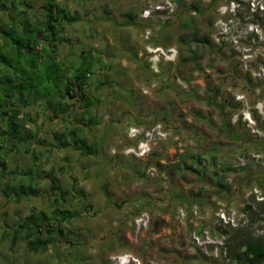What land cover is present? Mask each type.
<instances>
[{
    "label": "crops",
    "instance_id": "0c3cea01",
    "mask_svg": "<svg viewBox=\"0 0 264 264\" xmlns=\"http://www.w3.org/2000/svg\"><path fill=\"white\" fill-rule=\"evenodd\" d=\"M60 2L72 13H79V21L69 28H76L86 21L87 28L94 29L99 37L101 32L95 28L101 31L104 26L116 27L114 33L111 31L112 33L105 34L109 43L106 41L103 49L89 44L77 52L69 50L73 54L71 59L67 58L66 53L59 55V60H65L67 67L76 68L80 65L84 49L92 50L93 58L97 61L90 84L96 81L97 84L106 81L107 86L118 83L105 78L94 80L95 68L100 65L110 68V61L116 69H128L129 65L126 67L124 60L133 58L131 70L138 68L144 72L145 63L141 55L143 44L138 40L136 31V28L142 26L136 9L143 0ZM130 13L136 16L133 23L127 16ZM98 18L99 21L95 24L93 21L96 22ZM195 23L185 11L180 10L173 27L166 28L160 35L162 44L171 38L180 37V43L177 38L178 44L184 43L182 46L187 53H192L195 49L192 47L194 42L191 41V36L184 40L181 37L189 35L193 29L198 30L200 35H207L201 33ZM127 33L130 34L129 38L120 42V38ZM83 35L88 36L86 32ZM64 36L68 37L65 32ZM131 51L138 52L137 57H130ZM186 62H190L192 68H196L198 64V61L194 63L189 59ZM126 74L128 76L129 71ZM197 81L189 79L182 82L183 85L188 82L189 89L187 86L179 87L178 81L167 75L159 78L157 89L149 88L151 79L148 77L141 78L140 82L132 81L128 90L135 95V102L130 108L129 116L136 118L143 103L147 105L156 101L157 115L161 116L160 120L166 128L171 126L169 129L173 133L167 141L156 144L151 155L138 159L123 154V145L127 144V147L137 143V140L129 139L124 132L125 136L118 132L121 136L117 135L113 149L109 147L107 151L99 142L94 144L87 139L89 144L96 146L97 156L80 154L89 160L83 165L81 180L77 176H71V186L75 185V207L80 211H89L83 217H94L93 226L87 223L82 226L78 234L79 241L77 239L76 242L79 247L84 246V250L87 246H94L92 256L84 255L90 264H110L114 257L125 255L136 257L143 264H230L228 261L205 256L198 249H191L189 242L194 231L203 230H209L215 237L227 238L228 246L231 236V243L243 240L242 236L235 234L236 229L226 230L215 226L214 199L234 206L243 194L246 174L236 169V166L238 160L244 157L247 148L246 132L243 124L232 119L235 114L230 112L227 104L229 100L223 98L220 99L223 102H218L219 92L216 91H209L206 97L201 96L202 94L198 91L196 93L192 88ZM142 89L149 90L148 94H143ZM115 91L118 92L116 89ZM210 98L217 107L208 104L207 100ZM94 111L96 114L97 104ZM63 161L61 168L64 171L61 173L68 175L70 162L68 158H63ZM151 169L157 171L155 177L147 174ZM234 178L236 183L232 186L231 181ZM224 180L225 186L222 185ZM195 208L198 218L191 213ZM179 209L188 213L185 220L177 217ZM145 212L150 216L149 225L137 230L134 219Z\"/></svg>",
    "mask_w": 264,
    "mask_h": 264
},
{
    "label": "rangeland",
    "instance_id": "374dc122",
    "mask_svg": "<svg viewBox=\"0 0 264 264\" xmlns=\"http://www.w3.org/2000/svg\"><path fill=\"white\" fill-rule=\"evenodd\" d=\"M29 1L33 6H38L36 3L38 0ZM145 1L143 0L136 9L142 24V26L136 28V31L138 40L143 44V53L141 55L145 63L143 67L145 70L144 72L138 68L131 70L134 64L133 58L124 60V64L126 67L129 65L130 69L119 67L116 69L115 66H112V61H110V68H103L101 65L95 68V81L105 78L108 81L118 83L104 86L101 90L97 88V81L89 85L88 91L94 96V98H90V102H95L94 108H96L97 103L96 115L100 124L93 129L83 128L80 131L81 135L86 137L90 143L98 144L99 142L100 146L107 151L109 147L113 149L117 135L121 136L118 132H124L128 137L130 127L150 128L158 123L163 124L160 120L161 116L157 115L158 103L156 101H152L147 105L143 103L139 114L135 116L136 118L129 116L131 115L130 108L135 102V95L133 96V93L129 92L128 88L131 87V83L134 80L135 82H140L141 78L145 79V77H148L151 79V87L149 88L152 89L159 87V78L163 75L174 77L178 81L179 87L186 88L187 86V89L190 87L189 83L185 82L186 85H183L182 82L189 79L198 80L192 86L193 91L196 93L198 91L203 97H206L209 91L219 92L217 93L218 95L215 94L218 96V102H223L220 100L223 98L229 100L227 104L230 112L235 114L234 117L238 115L236 123L243 124L246 132L247 148L244 157L238 160L236 166V169L245 172L246 185L242 196L236 200L234 206L240 208L244 206V209L251 207V211L245 212L247 223L236 228L235 234L241 235L243 231H246L250 239L264 237V202L258 201L254 193L255 190H259L264 195V169L262 167H253L249 163L253 160L254 155L261 154L264 156V150L256 145L264 143V138L255 137L250 133L242 117V114L249 113L257 123V128L264 132V0H185L183 4L177 1V9L173 18L163 24L160 31L152 30L149 38H147L146 33L153 26L140 18V12L145 8ZM194 2H199L202 9H194L192 5ZM179 5L183 6V8ZM180 10L185 11L187 15L196 21L195 24L201 33L210 36V41L206 45L199 46L193 43L192 47L195 49L193 52L198 53L196 68H192V64L186 62L191 53H187V50L182 46L184 43L178 44L177 38L179 40L180 37L171 38L165 44H162V39L160 38L163 30L173 27ZM98 21L99 18L96 22H93L96 24ZM87 27L86 21L76 26V28L68 27L65 34L70 42L59 46V55L69 54V50L80 51L81 48H85L89 44L97 45L103 49L106 46L105 43L109 41L105 34L114 33L116 29V27L113 28L112 26H104L101 31L95 28L101 32V36L97 37V32ZM84 32L88 36H84ZM129 35V33L123 35V38H120V42L129 38ZM110 53L113 52L110 51ZM129 55L130 57H137L138 52L131 51ZM127 71H129L128 76L126 74ZM153 85L154 87H152ZM146 87L147 85H145ZM146 89H142L141 92L145 94V91H149ZM91 113L95 114V111L91 110ZM25 114H28L32 121L26 124L27 127L37 130L38 137L36 140L40 141H37L33 147H35V152L39 159L35 162L31 156H25V154L15 150L7 160L9 169L12 170L18 167L22 170H28L37 164L42 172L54 170L55 175L66 187L71 186V176H77L81 180L83 177V165L89 159L81 157L77 151L59 150L51 147L53 142L52 133L56 130V126L55 123L48 120L40 106L36 105L27 108ZM125 145L122 146L123 154L126 148L135 146L125 147ZM63 158H68L70 162L69 169L67 168L68 175H63L60 171L64 163ZM241 160L246 163L245 166L239 165ZM235 181V178L232 179V186L235 185ZM10 183V178L7 175L0 180V264H90L86 261L87 258L84 255L92 256L94 246H87L84 250V246L74 245L73 247L69 245V243L76 244L77 239L79 241L78 234L85 223L93 226L94 217L90 216L75 219L71 223L69 228L76 234L77 238L72 235L67 236L65 246L61 245L58 250L57 247H51L45 254H34L29 252L24 244L18 245L14 251L10 250L8 242L1 238L5 225H13L18 218L27 216L33 206L37 209H48L47 200L42 198H31L18 204L5 199L1 191ZM228 229L235 228H226V230ZM249 238L246 237L245 241ZM225 241L228 249V262L230 264H243L236 261L229 254L227 238ZM231 241L232 236L229 241L230 247H235L237 243H231ZM65 247L70 248L66 253L63 252ZM118 262V260H111L110 264H119ZM130 264L133 263L130 261Z\"/></svg>",
    "mask_w": 264,
    "mask_h": 264
},
{
    "label": "trees",
    "instance_id": "16d2710c",
    "mask_svg": "<svg viewBox=\"0 0 264 264\" xmlns=\"http://www.w3.org/2000/svg\"><path fill=\"white\" fill-rule=\"evenodd\" d=\"M60 1L38 0L35 7L29 0H0V180L7 175L11 181L1 193L17 204L31 198L48 202L47 210L33 206L27 216L18 218L13 225H5L1 238L8 242L11 251L20 244L34 254H45L51 247L58 250L61 245L65 246L67 236L76 237L69 228L71 223L89 213L75 207V185L64 186L54 170L42 172L37 164L28 170L18 167L10 170L7 165L8 157L15 150L31 156L35 162L39 159L33 147L40 141L36 140L37 130L27 127L32 121L25 114L27 108L36 105L55 123L51 147L97 156L96 146L89 144L80 133L83 127L92 129L100 124L97 115L91 113L95 102H90L93 95L88 91L97 61L92 50L84 49L76 68L67 67L65 60H59V45L70 42L64 36L66 28L80 19L78 12L72 13ZM177 1L184 3V0ZM192 5L196 10L201 7L199 2ZM127 16L132 23L135 21L132 13ZM189 36L197 44L210 41L209 35H200L196 29L183 35L181 40ZM72 55L67 54V58L71 59ZM188 59L196 63L198 53H191ZM104 86L106 81L100 82L97 88ZM207 101L217 107L212 98ZM168 126L167 129L171 127ZM256 145L264 150V143ZM60 171L64 170L60 168ZM222 183L225 186V180ZM245 209L251 211V207ZM240 236L243 241L235 247L229 246V254L243 264H264V237L250 239L246 231ZM69 250L65 247L63 252Z\"/></svg>",
    "mask_w": 264,
    "mask_h": 264
},
{
    "label": "built area",
    "instance_id": "2783aa9c",
    "mask_svg": "<svg viewBox=\"0 0 264 264\" xmlns=\"http://www.w3.org/2000/svg\"><path fill=\"white\" fill-rule=\"evenodd\" d=\"M185 1V0H184ZM191 1V0H186ZM147 4V5H146ZM177 9V0H146L145 8L140 12V18L153 26L147 30V38L151 36L152 30L160 31L163 24L169 22L175 15ZM154 87V85L152 86ZM148 92L145 91V94ZM244 122L247 124V128L255 137L261 139L264 138V132L257 128V123L253 120L249 113L242 114ZM234 120H238V115L234 117ZM173 136L171 130L167 129L163 124L158 123L150 128L144 127H130L128 130V137L133 140H138L137 145L126 148L124 154L141 159L152 154L154 146L160 142L167 141ZM253 167H262L264 169V156L257 154L253 156V160L250 161ZM241 166H245L246 163L241 160ZM147 174L150 177H155L157 171L155 169L148 170ZM256 199L260 202H264V195L261 191L255 190ZM216 205L215 209V226L217 228H239L247 223L244 206L242 208L236 206L225 205L218 199H214ZM193 217L198 218V211L195 208L191 211ZM177 217L181 220H185L188 217V213L179 209ZM150 222V216L148 213H142L134 219V224L137 230L147 227ZM226 238H218L211 234L209 230H203L201 232L194 231L191 235L189 246L191 249L200 250L205 256L211 257L215 260L228 261V249L225 245ZM114 261L118 260L119 264H143L136 257L126 255L122 257H115ZM152 264V263H150Z\"/></svg>",
    "mask_w": 264,
    "mask_h": 264
}]
</instances>
